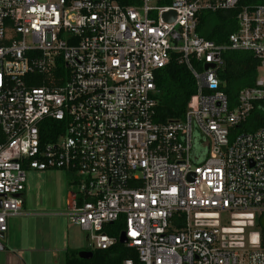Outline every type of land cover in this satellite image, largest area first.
<instances>
[{
  "label": "built area",
  "instance_id": "1",
  "mask_svg": "<svg viewBox=\"0 0 264 264\" xmlns=\"http://www.w3.org/2000/svg\"><path fill=\"white\" fill-rule=\"evenodd\" d=\"M219 10L237 11L221 43L196 30ZM228 51L258 60L232 106ZM171 57L196 91L183 118L156 123V72ZM260 101L264 0H0V233L22 214L27 172L63 170L89 250L123 233L138 264H264V124L230 137ZM216 212L237 219L209 224Z\"/></svg>",
  "mask_w": 264,
  "mask_h": 264
},
{
  "label": "trees",
  "instance_id": "2",
  "mask_svg": "<svg viewBox=\"0 0 264 264\" xmlns=\"http://www.w3.org/2000/svg\"><path fill=\"white\" fill-rule=\"evenodd\" d=\"M165 1H162V3ZM236 10H219L217 12H204L200 15V22L196 28L197 32L207 39L216 42H224L228 33L236 27ZM258 60L246 51H228L224 54V66L219 70L220 79L223 82V90L229 98L231 106L236 101L237 92L244 87L251 86L256 77ZM155 95L156 106L153 121L164 123L169 119L183 118L187 103L195 93L196 87L193 77L183 63L171 57L170 62L156 72ZM50 125L56 122L50 121ZM264 124V101L257 102L248 117L241 123L230 129V137L240 132H252ZM195 148L199 144L195 143ZM200 161H195V163ZM73 182L70 180L69 184ZM124 228V222L120 217L117 221L104 226L106 234L117 237ZM262 242L264 240V229H260ZM81 249H67L64 256V264H122L125 259H137L134 248L127 247L116 241L107 249H93L90 259L78 257Z\"/></svg>",
  "mask_w": 264,
  "mask_h": 264
},
{
  "label": "rangeland",
  "instance_id": "3",
  "mask_svg": "<svg viewBox=\"0 0 264 264\" xmlns=\"http://www.w3.org/2000/svg\"><path fill=\"white\" fill-rule=\"evenodd\" d=\"M31 171V170H30ZM27 172L28 197L22 215L14 217L0 240V264H64L67 249L87 245L86 233L70 221L64 200L71 174L63 170L44 172L40 178ZM30 182V183H29ZM237 216L216 212L209 224L228 225Z\"/></svg>",
  "mask_w": 264,
  "mask_h": 264
},
{
  "label": "water",
  "instance_id": "4",
  "mask_svg": "<svg viewBox=\"0 0 264 264\" xmlns=\"http://www.w3.org/2000/svg\"><path fill=\"white\" fill-rule=\"evenodd\" d=\"M164 18H166L167 20H172L174 17V12H167L165 13L164 15ZM209 65L206 64V68L208 67ZM259 223L261 225V227L264 229V216L260 218L259 220ZM3 233H0V240L3 238ZM118 242L123 244L125 243V237L123 235V233H121L119 235V239H118ZM2 247L1 243H0V248ZM78 257L79 258H82V259H90L92 257V252L90 250H80L78 252Z\"/></svg>",
  "mask_w": 264,
  "mask_h": 264
},
{
  "label": "crops",
  "instance_id": "5",
  "mask_svg": "<svg viewBox=\"0 0 264 264\" xmlns=\"http://www.w3.org/2000/svg\"><path fill=\"white\" fill-rule=\"evenodd\" d=\"M46 171H50V170H46ZM46 171H45V172H46ZM30 173L35 174V177H36V178H40V175H43L44 172L42 173V172H38V171L31 170V171L29 172V174H30ZM29 183H30V182H29ZM71 187H72V186H71ZM28 192H29V187H28V182H27V177H26L25 188H24V191H23V207H24V205H25L26 198L28 197ZM70 199H71V191H68V193L66 194L65 200H64L65 205L68 206V204H69V202H70ZM21 215H22V214H21ZM13 218H14V217L9 218L8 221H7V231H8V229H9L10 223H11V221L13 220ZM7 231H6L5 233H3L4 236L6 235ZM4 236H3V238H4ZM3 238H2V239H3ZM85 248H86V247H85ZM64 256H65V254H64Z\"/></svg>",
  "mask_w": 264,
  "mask_h": 264
}]
</instances>
